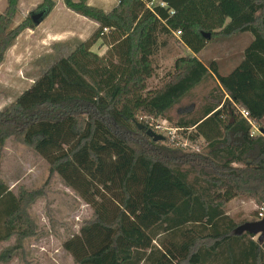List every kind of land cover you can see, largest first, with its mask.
Here are the masks:
<instances>
[{
  "label": "trees",
  "instance_id": "trees-1",
  "mask_svg": "<svg viewBox=\"0 0 264 264\" xmlns=\"http://www.w3.org/2000/svg\"><path fill=\"white\" fill-rule=\"evenodd\" d=\"M19 1L5 0L0 14V63L17 37L35 28L30 17L11 28ZM62 1L98 27L0 111V152L10 138L30 148L92 208V220L63 250L74 264H264L261 244L234 234L246 221L225 213L234 198L264 206V0H162L165 8L152 11L148 0H120L110 12L87 0ZM53 6L44 0L37 10L49 14ZM175 31L193 56L177 60L166 81L149 91L152 58L165 45L160 39ZM202 33L253 39L222 76L214 62L196 58L207 41ZM98 41L108 48L103 56L91 51ZM209 76L219 96L197 118L176 125L192 129L186 139H202L205 154L147 136L154 132L149 119L162 118ZM235 106L249 113L259 134L250 136ZM140 115L146 120L139 123ZM129 137L146 147L131 148ZM40 196L15 195L0 181V244L15 238L16 251L34 235L28 210Z\"/></svg>",
  "mask_w": 264,
  "mask_h": 264
},
{
  "label": "rangeland",
  "instance_id": "rangeland-1",
  "mask_svg": "<svg viewBox=\"0 0 264 264\" xmlns=\"http://www.w3.org/2000/svg\"><path fill=\"white\" fill-rule=\"evenodd\" d=\"M43 1L24 0L23 4L19 5L11 28L22 24L31 13L38 11ZM119 1L104 0V6L100 7L98 0H92L88 5L110 12ZM158 1L155 0V2ZM5 6V0H0V14ZM88 21L59 6L41 27L25 30L17 37L14 44L4 53L0 63V111L13 103L55 61L67 57L74 50L80 43L79 38H84L89 32L91 26ZM50 29L58 32L56 34L61 31L71 33L67 34L71 39L52 42L48 35ZM252 39L249 33H236L230 36L216 34L206 41L204 49L196 55V58L205 66L214 62L219 74L226 76L241 62L243 52ZM160 42H165V45L160 46L152 58L153 76L147 81L149 91L159 88L166 81L167 77L173 73L177 60L193 56L180 42V37L173 34L161 37ZM107 49L106 46H102L101 41H98L91 51L103 56ZM213 95L219 96L217 82L209 76L162 118L149 119L154 133L163 137V145L174 144L177 147L184 144L193 130L178 131L177 123L180 120L188 121L197 118L200 110L210 103ZM145 120L146 118L142 115L138 118L139 123ZM157 126L161 128L156 130ZM261 126L264 128V123ZM187 142L190 145L182 146V152L200 155L206 153V146L202 139ZM129 145L139 150L143 149V146L146 147L144 142H140L135 137H129ZM205 171L210 174V170L205 169ZM192 178L193 175L190 176V179ZM0 181L6 184L15 195L20 190L41 192V196L28 210L35 224L34 235L25 239L22 248L16 251L13 250L15 238L0 244V255L12 249L9 258L0 264H74L62 245L66 240L77 235L82 225L92 220V208L74 191L66 188L57 175L50 174L48 164L43 158L12 138L6 141L0 152ZM249 201L251 200L246 197L236 198L234 202L227 203L225 213L237 223L253 221L257 217L258 207L254 204V208ZM239 202L243 204H238ZM253 239L257 241V237ZM153 244L160 245L159 241Z\"/></svg>",
  "mask_w": 264,
  "mask_h": 264
},
{
  "label": "water",
  "instance_id": "water-1",
  "mask_svg": "<svg viewBox=\"0 0 264 264\" xmlns=\"http://www.w3.org/2000/svg\"><path fill=\"white\" fill-rule=\"evenodd\" d=\"M46 10L36 11L30 14L31 22L37 27L48 15ZM204 39L209 40L211 35L209 33H202ZM141 128V126L139 127ZM147 136L152 138L154 142L163 141V137L157 135L152 131L146 132ZM248 234L253 237H257V241L261 244V248L264 250V219L254 222H246L240 225L235 231L234 234L240 236L242 234Z\"/></svg>",
  "mask_w": 264,
  "mask_h": 264
},
{
  "label": "crops",
  "instance_id": "crops-1",
  "mask_svg": "<svg viewBox=\"0 0 264 264\" xmlns=\"http://www.w3.org/2000/svg\"><path fill=\"white\" fill-rule=\"evenodd\" d=\"M53 3H54V6H53V8H52V10L49 12V14L46 16V18L37 26V27H35V28H39V27H41V25L43 24V22L46 20V19H48L52 14H53V11H54V9L56 8V7H65L64 6V4H63V1L62 0H51ZM92 0H87V3L88 4H90V2H91ZM23 2H24V0H20L19 1V5L21 6V4H23ZM98 3H99V6L100 7H103L104 6V0H98ZM36 5H38V4H36ZM95 7V6H94ZM66 8V7H65ZM67 9V8H66ZM107 12V11H106ZM83 18V17H82ZM83 20V19H82ZM88 20V19H87ZM88 23L90 24L89 26H91V27H89L90 29H89V32L87 33V36H85L84 38H79V41L80 42H84L85 40H87L91 35H92V33L97 29V24L96 23H94V22H92V21H88ZM44 28V27H43ZM49 32H48V35H49V37L51 38V40H52V42H63V41H67V40H69V39H71V37H69V36H67V34H71V33H64L63 31H61V32H59V34H56V33H58V32H54L52 29H50V30H48ZM50 31L52 32V33H50ZM78 35H80V32H78ZM251 43V42H250ZM249 43V44H250ZM262 123H264V118L262 119V121H261V124ZM235 199L236 198H234V199H232L230 202H228V203H231V202H234L235 201ZM243 204V202H239L238 204ZM249 204H251L252 206H254V208H255V205H254V203L252 202V201H249ZM227 216H229L228 214H226ZM250 220L252 219V218H249ZM253 221H256V219H254ZM253 221H248V222H253ZM253 241H254V239H252Z\"/></svg>",
  "mask_w": 264,
  "mask_h": 264
},
{
  "label": "built area",
  "instance_id": "built-area-1",
  "mask_svg": "<svg viewBox=\"0 0 264 264\" xmlns=\"http://www.w3.org/2000/svg\"><path fill=\"white\" fill-rule=\"evenodd\" d=\"M155 7L165 8V4L162 2V0H159L158 2H155V0H148L147 1L146 8L148 10L152 11ZM106 32H107V30L105 29L104 33H106ZM173 35H175L176 37H180L181 32L175 31V32H173ZM235 109H236V114H238L241 118L245 119L250 124V126H251L250 136L252 137V136L259 134V131H258L257 127L255 126V124L253 123V121L251 120L249 113L245 109L239 108L237 106H235ZM160 128L161 127H159V126L155 127L156 130H159ZM176 130L185 131L184 129H179V128ZM186 131H188V130H186ZM187 141H189V140L186 139L185 143L182 145H179V146L186 147V146L190 145V144H188ZM189 142L191 143V141H189ZM262 219H264V206L258 208L256 221H260Z\"/></svg>",
  "mask_w": 264,
  "mask_h": 264
}]
</instances>
